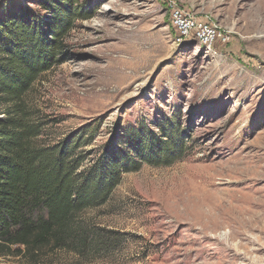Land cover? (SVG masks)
<instances>
[{
  "label": "rangeland",
  "instance_id": "1",
  "mask_svg": "<svg viewBox=\"0 0 264 264\" xmlns=\"http://www.w3.org/2000/svg\"><path fill=\"white\" fill-rule=\"evenodd\" d=\"M41 1L0 0V21L22 12L45 20ZM171 2L228 32L227 44L207 51L177 41ZM74 3L89 18L72 22L61 62L25 95L42 123L38 143L84 131L91 142L79 152L91 158L129 128L157 132L173 120L188 149L171 165L122 175L107 202L84 213L123 235L117 251L80 262L60 254L46 264H264V0ZM190 184L193 197L224 205L252 230L229 241L223 230L201 235L193 216L176 210ZM0 264L24 263L5 256Z\"/></svg>",
  "mask_w": 264,
  "mask_h": 264
},
{
  "label": "trees",
  "instance_id": "2",
  "mask_svg": "<svg viewBox=\"0 0 264 264\" xmlns=\"http://www.w3.org/2000/svg\"><path fill=\"white\" fill-rule=\"evenodd\" d=\"M44 1L45 20L22 12L0 21V257L24 264H46L60 254L80 262L117 251L123 235L84 213L104 205L122 175L142 164L171 165L188 149L173 120L157 132L145 124L129 128L91 158L79 152L91 142L84 131L38 143L42 123L25 95L39 74L61 62L72 22L89 18L75 0Z\"/></svg>",
  "mask_w": 264,
  "mask_h": 264
},
{
  "label": "bare ground",
  "instance_id": "3",
  "mask_svg": "<svg viewBox=\"0 0 264 264\" xmlns=\"http://www.w3.org/2000/svg\"><path fill=\"white\" fill-rule=\"evenodd\" d=\"M194 193L192 184L189 188L185 187L183 189V201L176 205V210L179 211L182 217L188 214L192 215L199 225V233L204 237H209V235L216 237L223 230L222 234L229 241L237 236L238 238L244 236V232L252 230L251 221L244 220L236 213L229 215L224 205L217 204L212 199L193 197ZM237 193L240 192L236 191L235 194ZM226 251L229 252V249H226Z\"/></svg>",
  "mask_w": 264,
  "mask_h": 264
},
{
  "label": "built area",
  "instance_id": "4",
  "mask_svg": "<svg viewBox=\"0 0 264 264\" xmlns=\"http://www.w3.org/2000/svg\"><path fill=\"white\" fill-rule=\"evenodd\" d=\"M171 25L176 31L177 41L194 40L207 51H212L215 44L225 45L229 40L228 32L204 19H199L190 11L169 5Z\"/></svg>",
  "mask_w": 264,
  "mask_h": 264
}]
</instances>
